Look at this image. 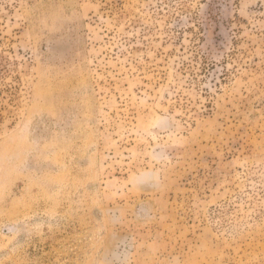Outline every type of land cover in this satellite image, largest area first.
I'll list each match as a JSON object with an SVG mask.
<instances>
[{
  "label": "rangeland",
  "instance_id": "374dc122",
  "mask_svg": "<svg viewBox=\"0 0 264 264\" xmlns=\"http://www.w3.org/2000/svg\"><path fill=\"white\" fill-rule=\"evenodd\" d=\"M0 264H264V0H0Z\"/></svg>",
  "mask_w": 264,
  "mask_h": 264
}]
</instances>
